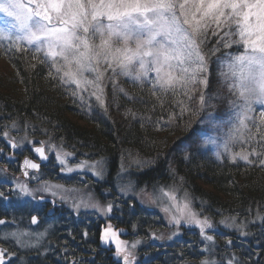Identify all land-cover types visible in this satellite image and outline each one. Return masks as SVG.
I'll use <instances>...</instances> for the list:
<instances>
[{"label": "trees", "instance_id": "16d2710c", "mask_svg": "<svg viewBox=\"0 0 264 264\" xmlns=\"http://www.w3.org/2000/svg\"><path fill=\"white\" fill-rule=\"evenodd\" d=\"M216 40L209 31L207 47L219 50L210 60L208 102L203 108L200 85L189 93L191 100L171 93L158 99L150 84L141 86L125 77H117L115 86L110 80L103 82L102 105L90 90L81 92L54 78L55 70L50 61L43 62L42 52L0 46V60L6 63L0 69V147L7 132V138L57 146L72 153L76 161L100 162V182H92L88 175L79 180L61 178L51 158L42 169L43 178L75 188L88 185L98 201H110V224L126 230V240L144 242L136 264H264V167L240 160L232 163V155L241 151L238 143L230 145L229 153L218 147L231 127L229 101L235 99L219 75L225 71L220 61L236 54L238 46L224 48ZM181 107L187 110L181 113ZM254 108L253 115L258 117L260 109ZM252 132L256 134V129ZM209 137L216 139V145L205 143ZM28 155L31 149L26 147L13 160H0L4 179L0 181V216L11 222L17 218L15 211H26V206L8 190L6 172L17 174L19 159ZM126 187L136 196L161 189L180 197L187 194L192 209L214 228L213 239L184 228L179 237L154 243L150 236L167 226L157 211L120 195ZM8 196L11 199L5 202ZM62 210L50 223L45 255L35 254L30 264H118L111 247H100L104 221Z\"/></svg>", "mask_w": 264, "mask_h": 264}, {"label": "snow or ice", "instance_id": "6c2138e0", "mask_svg": "<svg viewBox=\"0 0 264 264\" xmlns=\"http://www.w3.org/2000/svg\"><path fill=\"white\" fill-rule=\"evenodd\" d=\"M0 13L8 18L0 29V41H8L9 48L15 47L17 51L42 52L43 62L50 61L55 70L54 78L65 85H74L81 92L91 88V95L102 105L103 82L107 79L115 86L117 77H125L141 86L150 84L152 95L158 99L171 93L191 100L189 93L197 91L195 86L200 85L203 90L199 102L203 108L208 102L210 60L219 50L207 47L209 31L217 37L216 45L222 44L224 48L237 45L236 54L220 61L221 68L226 66L228 71L221 70L219 75L235 99L229 101L231 127L218 147L229 153L230 145L238 143L241 151L232 155V163L240 160L264 167V143H261L264 141V0H0ZM180 104L183 105L182 100ZM254 105L262 106L258 117L253 115ZM180 110L183 113L187 109ZM4 136L7 138L8 133ZM253 141L256 146H252ZM22 142L9 140L13 149ZM44 143L33 147L42 161L48 159ZM205 143L216 145L217 142L209 137ZM54 147L50 145L49 150ZM57 160L68 172L73 171L59 150ZM99 164L96 162L92 167L95 169ZM39 168L38 163L24 159L22 170L26 176L28 169ZM93 174L100 176L102 172ZM18 187L24 195H31L26 185ZM50 187L63 186L46 184L40 190L48 191ZM164 195L174 201L165 209H175L173 223L179 225L181 219H186L200 228L201 235L205 227H212L207 218H198L187 194L182 199L169 192ZM111 210L112 205H108L107 211ZM4 223L0 220V224ZM32 223H37V217H32ZM10 235L19 246H26L21 236L27 233ZM100 239L115 246V254L123 256L124 264H131V253L125 251L126 242L118 238L111 225L102 231ZM206 239L211 241L213 237ZM6 251L0 248V264H6Z\"/></svg>", "mask_w": 264, "mask_h": 264}, {"label": "rangeland", "instance_id": "374dc122", "mask_svg": "<svg viewBox=\"0 0 264 264\" xmlns=\"http://www.w3.org/2000/svg\"><path fill=\"white\" fill-rule=\"evenodd\" d=\"M6 18L2 13H0V29H3L5 27V20ZM13 22V21H9ZM7 45H9L8 41H0V46L6 48ZM27 47V46H25ZM6 63L2 60H0V69H5ZM228 69L225 66V72H227ZM90 92H92V89L89 88ZM95 97V96H94ZM259 109L261 110V105H258ZM12 140L14 142H20L19 140L15 138H5ZM28 141H32L31 144L28 143ZM35 145L34 140H24L20 143V146L18 147V151L25 149L26 147L30 148L31 146ZM50 144H44L46 154L54 161V164L56 166L57 172H59L61 178H73L75 179H85V175H88L92 182H100L103 180V174L100 176L94 175V171H101V163L97 165V167L94 169L92 165L96 164V162H87V161H76L72 153L65 151L57 146L54 148H51L49 150ZM60 151V154L62 158L66 161L67 167H71L73 171L68 172L65 165H61L57 160V152ZM63 153H69L70 155L64 156ZM20 163V159H19ZM78 165H82V167H77ZM45 176V172H39L36 175H32L27 180H22L21 175L18 177H14L11 174H7V182H8V190L12 193V195H16V201L20 205L26 206V211H22L21 214L17 215V218L14 220V222H11L10 226L4 229H0V245H3L7 247L11 251V259H13L12 264H28V260H30L35 254H41V257H43L47 251L48 246V238L50 237V223H42L37 228L31 229L29 227V218L31 213L34 209V206L37 202V199H42L43 201H48L52 205L60 206L61 208H65L66 210L76 214V215H94L104 221L105 226L102 228V231L107 228L109 225L112 226L113 230H115L118 234V238L121 241H125V251L128 253H131L130 255V261L131 264H136L139 261L140 254L138 252V249H140L143 246V241L133 240L132 242L126 240L125 238L121 237V234L124 233L123 229H114L113 225L110 224L109 218L111 215V212L113 210V205L110 203V201H107L106 203H103L101 201H98L93 192L89 189V186L86 185L82 188H75V187H69L65 186L63 182L58 180H45L43 177ZM35 177V178H34ZM2 177L0 176V181H3ZM122 181V180H121ZM124 183V181H123ZM24 184L28 187L29 191L31 192V195H24L20 190L18 185ZM49 186H56L60 185L63 186L60 187H50L48 191H43L40 189H43L45 185ZM128 189H130L128 187ZM122 190V189H120ZM52 192H56L57 195L53 196ZM164 192H169L170 194H173L177 197V199H182L183 197L178 196L174 191L172 190H156L152 193L150 192H143L140 195L136 196L135 194H132L130 190H127L126 192H119L120 195L128 197H133L134 202L138 204L140 207L144 209H151L154 211H157L163 221L165 222L167 229L161 233L158 234H152L150 237L153 238L154 243L160 244L161 242H169L181 235L182 229H195L201 233V230L199 227H197L194 223H188L186 222V219H181L180 224L177 225L172 222V213L175 212V209H171V211H165V209L170 208V206L174 203L173 200L169 198V196H165ZM10 198H4L3 200L5 202H8ZM81 201L87 202V204L92 205L95 204L98 207H91V206H85L84 203H81ZM27 202V203H26ZM108 205H112L111 212L107 211ZM28 206V207H27ZM192 207V206H191ZM194 211V210H193ZM195 212V211H194ZM196 213V212H195ZM26 214V215H24ZM197 214V213H196ZM198 218L201 220H204V218H200V216L197 214ZM209 222V221H208ZM210 223V222H209ZM214 228H204V234L202 235L205 239L207 236H210L213 232ZM11 233H27L26 236H21V239L26 242V246L21 247L16 243V240L11 237ZM102 233V232H101ZM101 237V235H100ZM137 241L139 243H137ZM108 246L111 245L115 252V246L111 243L105 244ZM135 244V247H132V245ZM14 254V255H12ZM115 254V253H114ZM116 255V254H115ZM118 257V256H117ZM123 261V256L118 257Z\"/></svg>", "mask_w": 264, "mask_h": 264}, {"label": "water", "instance_id": "95a60500", "mask_svg": "<svg viewBox=\"0 0 264 264\" xmlns=\"http://www.w3.org/2000/svg\"><path fill=\"white\" fill-rule=\"evenodd\" d=\"M4 144H5L6 147L9 149L10 152H15L16 149H17V148L13 149V148L11 147V145H10V143H9V139L5 140V141H4ZM40 146H42V145H41V142H40V141H37V142H36V145L33 146V147H40ZM43 146H44V145H43ZM33 147H32V149H31L32 156L24 157V158L21 160L20 165H19L20 175H21V178H22L24 181L27 180V179H29V177H30L31 174H34V173L36 174V173H38V172L40 171V169H41L43 166H45V165H47V164L49 163V160H50V158H49V156H48L47 154H46L47 157H48L47 160H43V161L40 160L38 154H36V153L33 151ZM45 153H46V151H45ZM25 158L31 159L33 162L38 163V164L40 165L39 170L28 169V170H27V171H28V175L26 176V175L24 174V171L22 170V165H23V161H24ZM40 201H43V200L41 199ZM52 212H53V210L50 209V211H49V215H50ZM33 216L37 217L36 215H33ZM33 216H31V218H30V227H31V228H36V227L39 225V218L37 217V223L33 224V223H32V217H33ZM1 220H4L5 223H4V224H0V228H1V227H4V226H6V225H8V223H9L8 220H6V219H1ZM102 228H103V227H102ZM114 229H115V228H114ZM120 229H122V228H120ZM123 230H124V229H123ZM101 232H102V230H101ZM123 232H124V233L121 234V237H122V238H125V237L128 235V233H127L126 230H124ZM100 235H101V234H100ZM99 240H100V247H101V248H109V247H111L112 250L114 251V249H113V247H112L111 245L106 246V245H104V244L101 242V239H99ZM0 248L5 249V248L2 247V246H0ZM114 253H115V252H114ZM5 261H6V264H10V263H11V258H10L9 256H7V251L5 252ZM114 261H115L116 263H118V264H124V262H123L121 259H119L115 254H114Z\"/></svg>", "mask_w": 264, "mask_h": 264}, {"label": "flooded vegetation", "instance_id": "af4514ba", "mask_svg": "<svg viewBox=\"0 0 264 264\" xmlns=\"http://www.w3.org/2000/svg\"><path fill=\"white\" fill-rule=\"evenodd\" d=\"M4 158H10L11 160H13L14 159V155L12 153L8 152L7 148L3 144V146L0 147V160L1 159H4ZM6 173L7 174L14 175L15 177H18L19 176L18 175L19 172L17 174H13L10 171L9 172H6ZM6 198H10V196H8ZM40 200H41V198L40 199H37V202H36V204L34 206V209L31 212V216L32 215H36L39 218V224H42V223H51L52 222V219L55 217V215L58 214V213H60V211H63V210H61V207L60 206H55V205H52L48 201H40ZM50 209H52L53 212L49 215ZM21 212L22 211H15V213H17V215L21 214ZM1 219H6L9 222L8 225H6V226H4L2 228H7V227L10 226L11 221H10V219L8 217H6V216H0V220ZM29 220H30V218H29ZM1 246H3V245H1ZM3 247L7 250L8 255L11 257V251L7 247H5V246H3ZM12 262H13V259H12V261H11L10 264H12ZM27 263L30 264L31 262H27Z\"/></svg>", "mask_w": 264, "mask_h": 264}, {"label": "bare ground", "instance_id": "6f19581e", "mask_svg": "<svg viewBox=\"0 0 264 264\" xmlns=\"http://www.w3.org/2000/svg\"><path fill=\"white\" fill-rule=\"evenodd\" d=\"M64 208V207H63ZM65 209V208H64ZM61 210H62V208H61Z\"/></svg>", "mask_w": 264, "mask_h": 264}]
</instances>
